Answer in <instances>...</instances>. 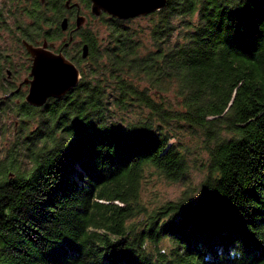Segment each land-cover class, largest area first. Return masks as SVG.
<instances>
[{
	"label": "trees",
	"instance_id": "trees-1",
	"mask_svg": "<svg viewBox=\"0 0 264 264\" xmlns=\"http://www.w3.org/2000/svg\"><path fill=\"white\" fill-rule=\"evenodd\" d=\"M23 1L22 47L63 38L67 0ZM148 16L153 50L142 54L133 19L103 14L108 37L80 33L87 59L74 46L79 69L89 62L78 86L43 107L15 105L47 126L31 136L29 165L16 154L0 164V264H264V0H167ZM129 108L138 118L117 121ZM174 124L195 129V145ZM196 145L201 187L149 211L145 172L185 179Z\"/></svg>",
	"mask_w": 264,
	"mask_h": 264
},
{
	"label": "rangeland",
	"instance_id": "rangeland-1",
	"mask_svg": "<svg viewBox=\"0 0 264 264\" xmlns=\"http://www.w3.org/2000/svg\"><path fill=\"white\" fill-rule=\"evenodd\" d=\"M17 2V8L14 10L13 6H11L12 11L14 12V18L11 16V21H8V24L11 32L8 30L2 33V38L0 39L1 46L4 47V55H6L8 63L6 68L4 69V79L2 82L0 81V164H3L4 161H7L12 157V155L16 154L18 163L23 165H29V161L27 158V154L29 151L26 150L27 145L30 143L31 136L35 137V133L38 129H43L47 126L46 124L40 123L41 118L37 114L32 116L27 115L24 118V114L20 113V108L15 105H20L25 102V98L28 94L29 86L24 84L25 79H27L29 74V66L30 62L26 55V50L22 47L19 40L20 32L15 28L17 26V19L19 18L18 14V6H22L23 0H14ZM77 2L81 0H75ZM7 5H9L8 0H0L1 9L4 11L7 10ZM81 14L85 15L88 19V23L84 25L82 29V33L88 31L93 32L100 39L108 37V28L106 25V19H102L101 17H93L90 13V8H85ZM65 17L70 19V14L65 13ZM22 19V18H21ZM20 19V20H21ZM13 20L16 21L13 24ZM132 24L137 29L142 38L143 47L141 48L142 54L147 53L150 50L154 49L155 41L151 34V27L155 21L149 16L138 17L132 20ZM23 25L25 26L30 22L29 19L23 18L21 20ZM71 23H75V18L70 19ZM9 32V33H8ZM179 30H176L174 36L172 37V41H176L179 37ZM64 36L60 40L56 41L57 48L62 45V39L68 38V34L63 32ZM77 40H80V37H77ZM66 41V40H65ZM75 49L70 48L68 50L69 58L72 61V57L75 56ZM76 57V56H75ZM80 65V69L85 68V72L88 74L89 72V62H83ZM8 71H11L10 76ZM4 81H9L12 86L19 88V85L23 83L26 85L21 89L20 93L15 95L12 94V90H8V85L1 84ZM19 89V90H20ZM109 92L108 95H113L115 93ZM171 100L174 101V97L172 94H169ZM15 98V99H13ZM13 99V100H11ZM117 121L124 119L122 123H126L127 121L138 118L137 112H135L134 108H129L127 112H120L116 110ZM25 119V120H22ZM121 123V122H120ZM174 133L177 135L178 139H183L189 145H195V129H191L188 126H184L183 128L178 127V125L174 124L173 127ZM27 133V138H23V133ZM174 141H177L175 139ZM35 142V140L33 141ZM195 152L197 156L201 157L198 159V162H195V157L192 156L191 162V170L186 176L185 179L179 182H172L167 180L163 175H160L154 168H150L145 172L144 179L142 180V189L140 194V203L146 207L149 211H152L158 208L161 205H164L168 201L178 200L183 193L188 190L192 191L199 189L201 187V183L206 178L207 170L205 167V159L206 154L201 149L200 146L196 145ZM197 192V191H196ZM194 192V193H196ZM168 245V244H167Z\"/></svg>",
	"mask_w": 264,
	"mask_h": 264
},
{
	"label": "water",
	"instance_id": "water-1",
	"mask_svg": "<svg viewBox=\"0 0 264 264\" xmlns=\"http://www.w3.org/2000/svg\"><path fill=\"white\" fill-rule=\"evenodd\" d=\"M72 0H67L66 5ZM90 13L93 17L103 14L119 20H132L148 16L162 10L167 0H90ZM84 15L75 18L76 29L87 23ZM69 27L67 17L61 22V29L66 32ZM23 45L31 61L30 72L24 84L29 86L25 102L32 107H43L50 99H60L76 88L82 79L79 67L62 52L55 53L45 41L41 46H35L27 41ZM83 59L89 55V46L81 48ZM23 86L15 90L16 93ZM13 94V93H12Z\"/></svg>",
	"mask_w": 264,
	"mask_h": 264
},
{
	"label": "flooded vegetation",
	"instance_id": "flooded-vegetation-1",
	"mask_svg": "<svg viewBox=\"0 0 264 264\" xmlns=\"http://www.w3.org/2000/svg\"><path fill=\"white\" fill-rule=\"evenodd\" d=\"M8 3H9V5H7L6 7H7V10L6 11H4L3 10V8L1 9L2 10V12L4 13V14H6L5 16H6V18H7V21L6 22H10L11 21V16L13 17V14H11V6H13V8H17V2L16 1H14V0H8ZM26 5V3H24L23 4V6H25ZM2 6H0V8H1ZM19 7V6H18ZM66 9H67V11L68 12H70V19H73V18H76V16L78 15V14H80V15H83V14H81L82 13V11L84 10V7H83V4H82V2L81 1H79V2H77V1H75V0H72V2L69 4V6H67L66 5ZM22 13H25V11H22L21 12V14ZM85 16V15H84ZM86 17V16H85ZM25 18H26V16H25ZM65 18V17H64ZM68 18V17H67ZM87 18V17H86ZM70 19L68 18V20H69V27H68V30L65 32V33H67L68 34V38H66V39H64V41H63V39H62V47H61V45L57 48V45H56V43H49V46H50V49L51 50H53L55 53H60V52H62L64 55L66 54V53H68V50L70 49V48H73L74 49V46H77V45H79L80 46V49L82 48V46L84 45V44H86L83 40H82V38H80V40L78 41L77 40V37H79V35H80V33L82 32V29H83V27L82 28H80V29H76V24L75 23H71L70 22ZM88 19V18H87ZM87 23H88V21H87ZM86 23V24H87ZM8 24V23H7ZM6 24V26H5V28L6 29H9V30H11L10 29V27H9V25H7ZM13 24H15V21L13 20ZM85 24V25H86ZM16 29H17V31H18V29H19V32H21V29L20 28H17V26L15 27ZM10 32V31H9ZM8 32V33H9ZM22 33V32H21ZM66 40V41H65ZM28 43H29V41H28ZM31 43V42H30ZM22 44H23V40H22ZM33 45H35V46H41L42 45V43H40V42H35V43H32ZM23 47H24V45H23ZM66 50V51H65ZM64 51L66 52V53H64ZM76 51V50H75ZM79 55V53H77V52H75V56L77 57ZM28 56H29V54H28ZM66 56V55H65ZM67 57V56H66ZM80 57L82 58V55H81V50H80ZM83 59V58H82ZM29 61H30V59H29ZM30 63H31V61H30ZM30 67H31V65H30ZM26 87V85H23L22 86V88L23 87ZM21 88V89H22ZM26 88H28V87H26ZM21 89L19 90V92L21 91Z\"/></svg>",
	"mask_w": 264,
	"mask_h": 264
}]
</instances>
